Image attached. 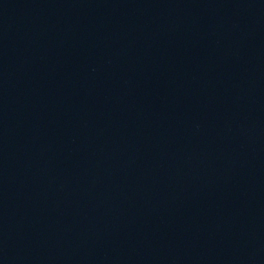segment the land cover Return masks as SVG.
Returning <instances> with one entry per match:
<instances>
[{
	"label": "water",
	"instance_id": "obj_1",
	"mask_svg": "<svg viewBox=\"0 0 264 264\" xmlns=\"http://www.w3.org/2000/svg\"><path fill=\"white\" fill-rule=\"evenodd\" d=\"M0 264H264V0H0Z\"/></svg>",
	"mask_w": 264,
	"mask_h": 264
}]
</instances>
